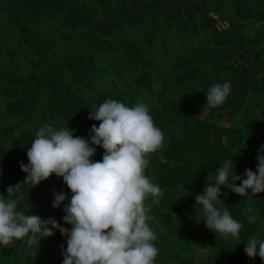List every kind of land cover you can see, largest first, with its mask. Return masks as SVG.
<instances>
[{"label":"trees","instance_id":"trees-1","mask_svg":"<svg viewBox=\"0 0 264 264\" xmlns=\"http://www.w3.org/2000/svg\"><path fill=\"white\" fill-rule=\"evenodd\" d=\"M225 82L226 102L208 107L209 87ZM108 99L147 105L165 137L145 169L163 193L158 205L150 195L144 201L155 264H264L244 252L249 238L264 241V193L249 200L221 187L218 207L241 224L238 238L217 236L195 210L208 174L226 159L242 178L256 171L264 145V0H0V195L24 180L20 163H28L40 127H68L88 139L100 123L88 116ZM103 154L97 148L92 159ZM61 192L70 199L54 174L23 186L17 211L71 228L64 205L52 207ZM61 245L58 231L39 245L14 242L0 247V264H63Z\"/></svg>","mask_w":264,"mask_h":264},{"label":"clouds","instance_id":"clouds-1","mask_svg":"<svg viewBox=\"0 0 264 264\" xmlns=\"http://www.w3.org/2000/svg\"><path fill=\"white\" fill-rule=\"evenodd\" d=\"M230 89L228 82L210 86L206 105H223ZM88 119L100 122L98 127L92 125L88 139L75 136L68 127L55 130L48 124L36 132L27 149L28 163H20L24 180L8 186L6 198L0 195V247L18 241L39 245L58 231L67 245L66 249L61 245L63 264H155L158 249L153 241L157 237L147 223L153 217L146 215L149 209L144 201L150 195L152 204L158 205L163 193L150 183L145 169L147 157L162 148L164 134L143 103L128 107L108 99L91 110ZM97 148L104 154L94 161ZM161 162H165L163 157ZM256 164V171L245 169L242 178L234 171L233 159H226L215 176L208 174L207 187L195 196V210L217 236L238 238L241 229L227 208L218 207L223 203L222 186L249 200L264 193V145L258 150ZM53 174L63 179L70 199L62 192L53 193L52 207L64 205L63 223L71 228L54 218L17 211L23 200L22 187L32 189ZM248 219L253 222L256 217ZM244 252L251 260L258 256L264 261V241L249 238Z\"/></svg>","mask_w":264,"mask_h":264}]
</instances>
